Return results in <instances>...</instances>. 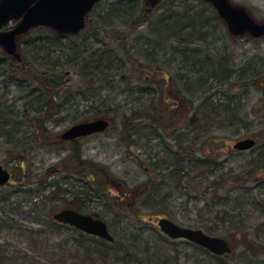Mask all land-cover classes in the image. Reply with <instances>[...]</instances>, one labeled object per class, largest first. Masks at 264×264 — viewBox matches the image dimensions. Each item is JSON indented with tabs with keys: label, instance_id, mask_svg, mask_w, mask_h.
<instances>
[{
	"label": "trees",
	"instance_id": "trees-1",
	"mask_svg": "<svg viewBox=\"0 0 264 264\" xmlns=\"http://www.w3.org/2000/svg\"><path fill=\"white\" fill-rule=\"evenodd\" d=\"M203 5H205V8L211 7L205 2ZM145 7L146 4L143 0H101L88 15L84 30L77 36H59L46 28H37L24 35L18 44L19 53L22 56L20 60L22 64L18 67H14L11 64L10 57H4L5 53L0 49V69H6L18 77L23 76L35 80L37 85L43 87L44 91L38 92L41 97L40 100L43 101V104L40 103L38 106L39 108L30 109L29 103H32L33 99L29 98L33 90H30L29 94L27 93L24 97V100H26L24 105L28 106L33 118L43 116V114L47 117L51 116V95L55 94L54 89L57 85H63L66 109L70 105L82 108V115L76 120L77 122L103 118L109 120L112 126L114 121L119 118L125 135L140 138L147 135V133L156 135L154 127L157 120L160 124L165 118V120H168L166 124L170 126H166L163 131L167 129L172 132L179 128L180 122H183L182 131L186 133V140L189 139L187 133L191 129H194L196 135H203L200 134L202 131L208 130L218 123L217 117L220 114L223 113L224 116L226 113L238 111V104L233 98L224 96L218 99L216 92L219 91L211 92L207 85H212V80L218 79L228 83V87H230L234 84L236 77L239 78L236 79L239 82L238 80L244 73L239 70V73L231 78L227 66L217 65V62L212 63V67L208 66L210 62L200 55L201 49L199 47L197 50L199 54L194 48L191 52L188 51L189 44L203 45L201 41L207 38L204 29L207 28L208 21L201 19V16L206 14L204 11L197 12L195 10L191 14L186 12L187 14L174 21L165 18L166 15L163 12L169 11L167 7H163L161 14L156 16L148 14ZM212 12V17L216 18L217 14L213 8ZM142 26L144 28L140 29ZM205 33L207 34V32ZM82 35L93 38V43L97 44L96 49H92V46L90 48L85 46L81 47L80 52H77L71 42ZM62 38L68 40L70 48L65 49L59 46ZM189 40L194 42L191 43ZM208 46H210V42ZM173 47L175 49L171 50ZM164 48H168V50H163ZM53 53L61 54L62 57L57 56L58 58H54L52 57ZM225 55H227L226 51L224 54L219 55L220 60ZM169 56L172 57L169 59ZM61 58H63V63L58 62ZM174 59H176L178 65L174 62ZM165 61H168V63H165ZM208 68H215L216 70L204 74ZM65 70H71L78 75L79 86H69L66 83L65 74L67 72ZM145 79H149V83H145ZM163 80H165V83L168 80V83L170 82L169 84L173 85L175 97H169L172 100H166L165 104L160 105L161 108L156 112L147 108L142 110V105L139 104L137 98L138 92L141 93L145 87L151 89L150 84L152 82L163 93ZM121 83L125 94L129 96V100H125V103L130 100L133 102L134 108L130 109V112L124 110V107L120 106L122 104L117 103L114 99H107L108 102H102L103 96L110 97L108 91H114V87L121 85ZM248 85L245 84V86ZM103 89H107L105 95H101ZM149 93L151 97L152 92ZM193 98L198 100L193 101ZM73 102H77V104H73ZM192 104L194 105L192 106ZM172 109H174L173 113L166 117L164 113ZM182 111H184L183 116L179 114ZM197 118L200 119L197 121L199 124L201 120H205L207 124L204 125V128L196 127L195 119ZM139 120H145L149 127L143 126L145 122L138 123ZM180 131L177 133H180ZM209 140L211 144L209 142L208 150L204 151L207 154L196 153L192 146H187L186 150L189 153L184 156L171 150H164L160 156H150V162L152 163L143 170L151 177L140 186H128L124 192L108 189L113 181L106 177L103 167L99 164L93 165L88 160L87 162L83 161L80 152L77 149L72 150V157L69 160L71 166L67 177L69 175L73 176L76 183L75 187L79 189L69 190L71 198L75 199L62 200L64 207L82 211L80 206L83 204L100 200L104 205L110 203L116 209L125 211L120 212L130 224L122 226L121 234L120 232L118 235L112 234L114 241L109 243L48 219L42 233L38 229L34 234L29 233L31 237L39 241L40 245L46 246L45 258L43 257L42 261L37 260L38 256L24 258L21 260V264H62V252L66 250L73 251L74 259L80 255L85 256L90 251L95 257L94 262H96L91 264H197L193 262V258L192 260H186L176 254L178 248L189 250L187 247H191L190 251L192 253L219 260L220 257L211 255L195 244L167 238L150 222L146 221L151 216H159L167 217L180 224V221L174 216V212L171 211V209L173 210L171 198L175 191H181L180 188L174 186L177 183L176 180H186L191 185L201 183L196 182V179L211 178L212 182L209 187L216 188L230 176L235 179L240 177L238 178L240 187L232 196L218 198L215 204L216 209H212L215 211V219L218 224L224 230H227L225 231L228 234L225 237L226 240L231 242L233 237H246L242 236L245 235V230H241L243 226L253 225L257 230L264 228V221L254 220L248 215L249 210L245 211L242 208L245 205V202L242 201L253 198L256 203L253 209L260 212L264 209L262 206L264 205V140L262 141L261 150L257 151L256 154L252 153L250 157L252 161L257 160L255 163L248 165L244 162H234L239 170H235L233 166L226 169L224 159L218 162L217 158L214 157L216 150L212 148L216 144V140L215 138ZM17 141L22 140L17 139ZM183 160L187 167L184 166ZM138 164L142 165L141 162ZM215 174L218 175L215 177ZM76 177L77 179H75ZM244 179H249L253 186L243 188ZM75 183L72 182L71 184L75 185ZM22 184L24 185L15 189V193L25 191L26 181ZM121 185L124 186L123 183ZM53 187L59 193V183L57 181L53 184ZM11 199L10 193L8 194L5 191L0 193V205L8 204ZM232 199L235 202H232ZM37 200L38 196L36 200L31 198L28 203L31 204L33 201L41 209V205ZM13 202L11 204H14ZM44 203L45 200L42 199V207ZM155 205H158V207H151ZM169 208L170 211L166 212ZM0 209L3 210V213L5 212L3 207L0 206ZM262 213L259 214V217ZM11 218L14 221L13 215ZM37 219L38 216L36 215L30 221L24 220L22 224L19 220H16L15 224H18L19 229L24 231V227L28 228V226H25L27 223L37 226L42 225V223L38 224ZM137 224L140 226L139 228H135ZM130 225H132L131 228ZM205 225L201 223L193 228L201 229L208 235L216 236L214 234L218 232L206 228ZM55 226H58L57 231L54 230ZM45 231L50 235L56 232H64V234H70V237L54 242L55 238H47L50 235H44ZM39 234L44 235V239L40 238ZM159 244L172 246V249L167 246L172 256L166 255V252L159 253L156 250L160 246ZM53 249L59 251L52 254L50 252ZM54 255H58V260L62 263L54 260L52 257Z\"/></svg>",
	"mask_w": 264,
	"mask_h": 264
},
{
	"label": "rangeland",
	"instance_id": "rangeland-1",
	"mask_svg": "<svg viewBox=\"0 0 264 264\" xmlns=\"http://www.w3.org/2000/svg\"><path fill=\"white\" fill-rule=\"evenodd\" d=\"M204 2V0H158L156 7L151 8L148 5L145 7V11L153 16L160 15L163 7H167L169 11L163 12L164 15H166L165 18L174 21L180 16L187 14L186 12H190L188 14H191V12H195V10L197 12L200 10L204 11L206 14H203L201 19L208 21V26L204 29V31L207 32V34L204 32L207 38L201 41L203 45L189 44L188 51L191 52L193 48L197 51L199 47L201 49L200 55L210 62L208 66L212 67V63L215 64L216 62L217 65L221 64L227 66L228 73L232 76L231 78L236 76L239 70L244 73L240 80H238L239 82L236 81V79H239L236 77L234 84L230 87H228V83H224V81L218 79L212 80V85H207V88L211 90V92L219 91L216 92V97L218 99L224 96L233 98L236 104H238V111L226 113L224 116L223 113L220 114L217 117L218 123L215 126H211L210 129L202 131L200 134L203 135H196L194 129H191L187 133L189 139L186 140V133L182 131L184 127L183 122H180L179 128L172 132L167 129L163 131L166 126H170L166 124L168 120L164 118L160 124L157 120V124L154 127L156 135L147 133V135L141 136L140 138L135 136L128 137V135H125L122 131L121 120L118 118L107 132L81 140V142H79V147H77V145L70 146L69 144H65L61 147L67 149L69 147L70 150H58L55 149L54 145L56 144L55 137L53 138L48 135L45 136V141L43 140V142H40L35 140V138H29L28 132L25 131L28 128V119L32 118L28 106L23 103L25 101L24 97L27 93L29 94L31 90L28 88L32 85L27 82V77L16 76L13 80H10L8 76H0V84H11L7 88H2L0 85V97L2 98L0 102V161L7 158L9 161L14 157L13 154L11 157H7L9 155L7 149L13 144H23L22 146L26 145L28 149V155L24 162L25 173L28 175L24 187L25 191L18 194L13 190L7 192L8 188L1 191L3 192L5 190L6 193H10L12 199L8 204H4L3 206L0 205L5 211L3 213V210L0 209V264H21L22 259L36 256H38L37 260L39 259L40 261L43 260V257L45 258L46 246L40 245L39 241L31 237L29 233L34 234L37 229L42 233L48 219H51L54 213L63 209L64 205L62 200L75 199L71 198L69 190H74L78 187H75L76 183L73 176L69 175L67 177L69 174V167L71 166L69 160L72 157V148L74 147L80 152L83 161L87 162L88 160V162L93 165L99 164L103 167V170L106 172V177L109 178L110 181H113V183L108 186V189L119 192H124L125 188H128V186H140L151 177L143 170V168L149 167L152 163L150 162V156H160L164 150H171L184 156L186 153H189V151L186 150L187 146H192L196 153L202 154L204 151L208 150V143L210 142L211 144L210 138H215L216 140V144L212 146V148L216 150L214 157L217 158L218 162L224 159V166L226 169L233 166L235 170H239L234 165L235 161L244 162L248 165L257 161H252L250 157L252 153L256 154L257 151L261 150L263 145L262 141L264 140V39L253 42L250 40L252 37L247 34L243 36L233 35L222 18L218 16H216V18L212 17V7L205 8V5H203ZM229 2L235 7L244 9L254 21L260 24L264 22V0H229ZM193 4L195 5L192 6ZM142 28H144V26L140 29ZM189 41H191V43L194 42L192 40ZM209 42L210 46H208ZM71 44L75 47L77 52H80L81 47L86 46L90 48L92 46V49H96L97 47V44L93 43V38H89L87 35L77 37ZM59 46L65 49L70 48L68 40L63 38L60 39ZM172 49H175V47L171 48V50ZM163 50H168V48H164ZM225 51L227 55L220 60L219 55L224 54ZM57 56H61V54L53 53L52 57L58 58ZM171 57L169 56V59ZM58 62L63 63V58ZM174 62H177L176 59H174ZM165 63H168V61H165ZM215 70V68H208L206 72L204 71V74L212 73ZM65 72H67L65 74V81L69 86L80 85L78 75L71 70H65ZM7 79L9 80L7 81ZM144 81L145 83H149V79H145ZM163 81V93H161L160 89L152 82L150 84L151 89L145 87L141 93L138 92L137 98L139 104L142 105V110L147 108L156 112L161 108L160 105L165 104L166 100H172V98L169 97L175 96V88L173 85H170L168 80H166V83L165 80ZM245 84L249 85L245 86ZM258 84H262L263 86H259ZM24 86L28 88L25 89ZM150 91L152 92L151 97ZM106 93L107 89L101 90V95H105ZM108 95L110 97L103 96L102 102H108L107 99H114L117 103L122 104L120 106H123L124 110L127 112H130V109L134 108L132 100L127 102L129 96L125 94L122 83L114 87V91H108ZM21 97L22 99L19 100ZM31 99H33V102L30 105V109L39 108L40 101H38L35 94ZM10 100H16L15 105H10ZM125 100H127L126 103ZM196 100L198 99L193 98V101ZM193 105L194 104H192V106ZM8 106L13 108L12 112ZM173 110L174 109L164 113V115L166 117L170 116L169 114H172ZM81 111L82 108L80 107L76 108L74 105L68 106L64 113L58 116H62L63 119H61V121L56 122L52 120L48 122V130L58 133L67 129L80 118L82 115ZM179 114L183 116L184 111ZM12 116L14 117L13 121L9 123L10 117ZM145 120H139L138 123L145 122L143 126L149 127ZM198 120L200 119H195L196 127L204 128V125L207 124L205 120H201L200 124L197 122ZM17 131L24 134L20 142L17 141L19 138ZM178 131H180V133H177ZM248 137L257 139V146L254 150L244 152H235V150H232V146L237 141ZM15 138L17 139L14 140ZM34 140L36 142H34ZM42 145L48 148V151H45L44 155L41 152ZM137 162H141L142 165H139ZM183 164L186 166L184 160ZM217 175L218 174H215V177ZM238 178L240 177H236L235 179L229 176L216 188L209 187L212 182L211 178L205 179V177H202L200 180L196 179V182L201 183L191 185L186 180H176L177 183L174 184V186L180 188L181 191H175L173 194L171 206L174 211L172 209L171 211L174 212V216L180 221L181 225L193 228L198 224L204 223L206 224V228L218 232L214 235L225 238L228 236V234L225 233L227 230H224L222 226L218 224L215 219V211L212 209H216L215 204L218 198L232 196L237 192L236 190L240 187ZM75 179H77V177ZM56 181L59 183V193L53 187ZM72 182H74L75 185L71 184ZM119 182L123 183L124 186ZM250 184L251 181H249V179H244L242 187L251 188L253 184ZM37 196V202L41 205V209H39V206L34 204L33 201L31 204L28 203L31 198L36 200ZM179 197L180 199H178ZM42 199L45 200L43 207ZM12 202L14 204H11ZM232 202L235 201L232 199ZM243 202H245V205L242 208L245 211L249 210L248 215L256 221H264V213H262L264 209L261 212L253 209V206L256 204L253 198ZM262 206L264 207V205ZM151 207H158V205ZM80 209H82V212L92 213L97 217L100 216L107 223L110 232L114 235H118L119 232L121 234L122 226H128L130 224L121 213L125 211L116 209V207L110 203L104 205L100 200L97 202L89 201L80 206ZM148 209L151 211L150 208ZM169 211L170 208L166 210V212ZM261 213L262 215L259 217ZM12 215L14 221L11 218ZM36 215L38 216V224L42 223L40 226L27 223L25 226H28V228L24 227V231H22L19 229V225L15 224L16 220H19L20 224H22L24 220L30 221ZM159 215H161V213H159ZM146 221H151L152 224H154L155 218L150 221L147 219ZM57 227L58 226L54 227L55 231L58 230ZM131 227L132 225H130V228ZM139 227L138 224L135 226V228ZM241 230H245V235L242 236L246 237L237 236L231 238V242H229L231 253L220 257L219 260H213L203 255L192 253V251H190L191 247H187L189 250L178 248L176 254L180 258L186 260H192L193 258V262L197 264H264V228L257 230L255 226L251 225L249 227L243 226ZM44 235L50 234L45 231ZM44 235L39 234V237L44 239ZM50 237L55 238L54 242H57L63 238L68 239L70 234L56 232L47 236V238ZM159 245L160 246L156 249L159 253L163 254L166 252V255L172 256V253L168 251L169 249L167 248V246L170 245ZM172 248L173 247L170 246V249ZM58 251V249H53L50 253L56 254ZM52 257L54 260L59 261L58 255ZM61 259L64 264L96 263L94 262L95 257L90 251L85 256L80 255L78 258L74 259L73 251L66 250L62 252ZM59 262L62 263L61 261Z\"/></svg>",
	"mask_w": 264,
	"mask_h": 264
},
{
	"label": "water",
	"instance_id": "water-1",
	"mask_svg": "<svg viewBox=\"0 0 264 264\" xmlns=\"http://www.w3.org/2000/svg\"><path fill=\"white\" fill-rule=\"evenodd\" d=\"M100 0H0V27L10 21L20 19L19 24L9 34H0V45L10 54L15 52V37L26 33L34 27H47L59 34L75 35L85 26L87 14ZM152 6L157 0H146ZM216 9L233 35L248 32L253 37L264 34V24L257 25L250 16L239 7L231 6L227 0H206ZM108 127V120L96 119L80 123L62 137L75 139L92 133L103 132ZM254 145L252 139L237 142L233 148L237 150L249 149ZM8 173L0 167V185L8 181ZM59 223L73 226L89 235H94L107 241L113 238L107 231L106 224L100 219L80 214L71 209H65L53 216ZM159 228L172 239L191 241L215 255L230 252L228 243L223 238L212 237L201 230L182 228L168 219H156Z\"/></svg>",
	"mask_w": 264,
	"mask_h": 264
},
{
	"label": "flooded vegetation",
	"instance_id": "flooded-vegetation-1",
	"mask_svg": "<svg viewBox=\"0 0 264 264\" xmlns=\"http://www.w3.org/2000/svg\"><path fill=\"white\" fill-rule=\"evenodd\" d=\"M256 22V21H255ZM258 24V22H256ZM264 23V22H262ZM261 23V24H262ZM16 24H13L12 26H7V27H4V28H1L0 29V33H7L9 32ZM23 38V36H19L17 37L16 39V44L18 45L19 42L21 41V39ZM264 39V35H262L261 37H258V38H252L250 39L251 41L253 42H257V41H261ZM3 56V55H2ZM7 55L5 54L4 57H6ZM22 57V56H21ZM11 59V64L14 66V67H18L20 66L22 63L20 61H16L13 57H10ZM23 72H25V70H23ZM8 76L10 80H13L16 76L11 74V72H8V70H4V69H0V76ZM7 79V81L9 80ZM27 82H29V84H32L28 89H33L32 91V95L30 96L29 99H31L33 97V95L35 94L36 95V98L38 99V101H40L41 104H43V101L40 100V95L38 92H41L44 91L43 87H41L40 85H37L35 80H32V79H29L27 78ZM2 83V82H1ZM2 86V88H7L9 87L11 84H0ZM259 86H263L262 84H258ZM64 86L63 85H57V87L54 89L55 90V94H52L51 95V99H50V103H51V106H52V110H51V116L50 117H47L46 115L44 116H37L35 118H29L28 119V128L25 130L28 132V135H29V138H35V140L37 141H40V142H43V140L45 141V136H48L50 135L51 137H55V141H56V144L55 145V149H58V150H63V149H67L65 147H61L65 144H69L70 146H76L79 147V142H81V140H85V139H88L90 137H93L95 135H90V136H87V137H83V138H77V139H74V140H64L62 138V135L64 134V132L66 130H68L70 127H72L73 125L75 124H78L80 122H84V121H88V120H84V121H79V122H74L71 126H69L67 129L61 131V132H53L52 130L49 131V127H47V124L48 122L52 121V120H55L56 122L57 121H61L62 116L61 117H58L60 115H62L66 109V103L64 101V93H63V89ZM43 97V95H42ZM175 97V96H174ZM15 99V98H14ZM22 97L19 99L21 100ZM2 101V98L0 97V102ZM26 102V100L24 101ZM23 102V103H24ZM16 103V100H10V105H15ZM73 104H77V102H73ZM31 105V103H29V106ZM71 106V105H70ZM9 109H11V112H12V109L10 106H8ZM10 111V110H9ZM15 114V113H14ZM58 117V118H57ZM10 121L9 123H12L13 121V116L10 117ZM55 118V119H54ZM36 120V121H35ZM90 120V119H89ZM10 126V125H9ZM18 132V131H17ZM17 135H19V138L20 140H22L24 134H21V133H17ZM34 140V142H36ZM41 152L42 154L44 155V152L45 151H48V148L46 146H43L41 147ZM77 148L74 147L72 148V150H76ZM67 150H70V148L68 147ZM9 155L7 157H11L12 154L14 155V157L8 161V158L5 159V160H1L0 161V165L2 166V168L6 169L7 172L9 173L10 175V178H9V181L8 183H6L5 185L3 186H0V190L3 189V188H9V192H11L12 190H14L17 186L21 185L23 182H24V179L27 178V175L24 173V169H25V158L27 157V152H28V149H27V146H22L21 145H17V144H14V145H11L8 147L7 149ZM20 171H23V173L20 175ZM17 173V174H16Z\"/></svg>",
	"mask_w": 264,
	"mask_h": 264
},
{
	"label": "bare ground",
	"instance_id": "bare-ground-1",
	"mask_svg": "<svg viewBox=\"0 0 264 264\" xmlns=\"http://www.w3.org/2000/svg\"><path fill=\"white\" fill-rule=\"evenodd\" d=\"M242 202H243V201H242ZM242 202H241V203H242Z\"/></svg>",
	"mask_w": 264,
	"mask_h": 264
}]
</instances>
